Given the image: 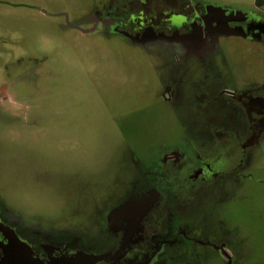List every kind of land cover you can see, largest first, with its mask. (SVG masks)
<instances>
[{"label":"flooded vegetation","instance_id":"1","mask_svg":"<svg viewBox=\"0 0 264 264\" xmlns=\"http://www.w3.org/2000/svg\"><path fill=\"white\" fill-rule=\"evenodd\" d=\"M79 23L67 27L153 56L165 73L158 92L165 103L180 110L190 100L181 109L185 135L137 158L125 141L112 147L98 180L68 195L73 208L91 213L88 227L82 217L67 224L18 218L0 198V264H257L250 230L222 200L216 218L192 213L205 193L256 183L242 172L264 140V12L131 0ZM237 44L248 61L231 59Z\"/></svg>","mask_w":264,"mask_h":264},{"label":"rangeland","instance_id":"2","mask_svg":"<svg viewBox=\"0 0 264 264\" xmlns=\"http://www.w3.org/2000/svg\"><path fill=\"white\" fill-rule=\"evenodd\" d=\"M129 1L0 0V198L18 218L67 224L82 217L88 227L91 213L80 203L73 208L68 195L75 198L82 185L98 180L112 147L125 141L137 158L182 142L181 109L190 100L183 98L180 110L165 103L158 93L165 73L156 71L153 56L118 38L67 27H84L81 19ZM198 1L264 12V0L259 7L256 0ZM230 56L249 58L240 44ZM250 158L242 173L255 185L205 193L192 215L210 211L216 218L222 200L249 228L250 251L264 264V140Z\"/></svg>","mask_w":264,"mask_h":264},{"label":"trees","instance_id":"3","mask_svg":"<svg viewBox=\"0 0 264 264\" xmlns=\"http://www.w3.org/2000/svg\"><path fill=\"white\" fill-rule=\"evenodd\" d=\"M262 4V0H256V5L260 6Z\"/></svg>","mask_w":264,"mask_h":264}]
</instances>
